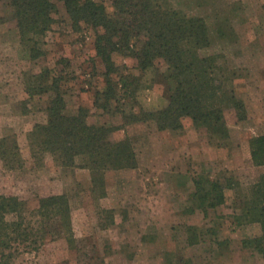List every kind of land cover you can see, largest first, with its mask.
Returning <instances> with one entry per match:
<instances>
[{
	"label": "rangeland",
	"instance_id": "374dc122",
	"mask_svg": "<svg viewBox=\"0 0 264 264\" xmlns=\"http://www.w3.org/2000/svg\"><path fill=\"white\" fill-rule=\"evenodd\" d=\"M51 1L54 21L32 42L21 41L12 7L0 0V141H5L4 148L0 143V196L17 197L33 208L40 197L65 195L72 237L39 240V218L25 212V242L0 254H12L10 264H178L183 258L194 264H264L258 252L242 246L259 227L231 224L232 191L224 206L206 215L183 213L190 211V180L199 174L233 177L244 193L264 173V166L253 165L249 149L252 138L264 135V0H154L206 23L210 45L198 55L215 61L218 78L247 112L241 122L225 113L229 135L223 140L190 120L178 131H159L152 122L125 125L123 115L162 108L170 95L166 66L141 71L125 50L112 56L116 96L110 110L96 107L95 94L105 90L106 77L94 31L84 24L74 27L63 4ZM92 1L113 13V0ZM32 47L40 52L36 59L30 57ZM47 69L59 80L64 114L75 115L82 107L89 125L119 126L111 138L131 140L135 168L107 171L103 184L92 185L81 160L66 167L41 151L30 133L46 123L53 94L27 95L26 89L49 86V77L41 74ZM187 225L197 230L187 232ZM193 234L198 243L190 246L186 239Z\"/></svg>",
	"mask_w": 264,
	"mask_h": 264
},
{
	"label": "trees",
	"instance_id": "16d2710c",
	"mask_svg": "<svg viewBox=\"0 0 264 264\" xmlns=\"http://www.w3.org/2000/svg\"><path fill=\"white\" fill-rule=\"evenodd\" d=\"M64 6L74 27L84 24L94 31V49L100 58L106 77L104 91L95 94L94 105L103 111L110 110L116 91L110 76L116 72L113 54L123 50L131 54L141 71L162 63L166 66V79L170 95L167 104L152 111L123 115L124 124L152 122L159 131H178L184 122L190 120L194 127L205 128L214 137L227 139V118L230 111L232 121L247 119L244 102L237 98L234 90L227 89L223 79L218 78V69L212 58L200 57L198 51L210 45L205 21L198 17H187L172 9L163 8L154 0H113V13L92 0H58ZM13 9L15 27L21 41H32L33 35H42L52 24L56 5L51 0H8ZM33 42V41H32ZM31 59L39 57L35 47L29 49ZM45 70L42 77H49V86L40 83L26 89L27 95L53 94L46 109L47 121L37 124L30 133L42 152L52 155L66 167H76L81 160L84 169L89 170L91 184H103L107 171L133 169L137 165L134 145L129 138L113 140L111 135L119 126L89 125L88 112L79 108L75 115L64 114L65 100L58 86V78ZM35 79V77H34ZM102 97V99H100ZM102 101V102H101ZM1 140V148H4ZM16 149V147H14ZM250 158L254 166H264V135L249 142ZM235 195L231 224L236 228L256 225L259 232L242 241L243 247L252 248L264 259V173L245 192L233 177L213 178L199 174L193 178L191 203L205 215L224 206L227 192ZM241 192V193H240ZM29 212L38 216L39 240L56 235L68 240L71 234V209L65 195H53L36 199L31 208L17 197L0 196V250L15 249L28 236L22 228ZM112 213V212H111ZM9 215L19 220L8 221ZM194 226H187V232H195ZM68 233V235H66ZM188 245L198 243L193 234L186 239ZM0 264H10L12 254H0ZM178 264H194L183 258Z\"/></svg>",
	"mask_w": 264,
	"mask_h": 264
},
{
	"label": "crops",
	"instance_id": "0c3cea01",
	"mask_svg": "<svg viewBox=\"0 0 264 264\" xmlns=\"http://www.w3.org/2000/svg\"><path fill=\"white\" fill-rule=\"evenodd\" d=\"M190 182L192 183V190L188 193V195L186 194V198H188L189 199V202H190V204H191V206H188V209L190 210V211H183V213L184 214H192V213H195V212H201L202 214H204L201 210H199V209H195L194 207H193V204L191 203V194H192V192H193V178L190 180ZM205 215V214H204ZM187 226H191V225H187ZM186 226V227H187ZM194 227H196V226H194ZM190 246H192V245H190Z\"/></svg>",
	"mask_w": 264,
	"mask_h": 264
}]
</instances>
